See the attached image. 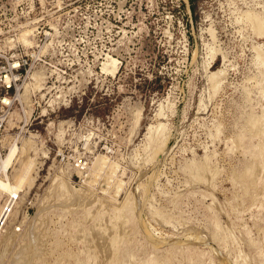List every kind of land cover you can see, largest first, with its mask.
<instances>
[{
	"label": "rangeland",
	"instance_id": "374dc122",
	"mask_svg": "<svg viewBox=\"0 0 264 264\" xmlns=\"http://www.w3.org/2000/svg\"><path fill=\"white\" fill-rule=\"evenodd\" d=\"M12 145L0 264H264V0H0Z\"/></svg>",
	"mask_w": 264,
	"mask_h": 264
},
{
	"label": "bare ground",
	"instance_id": "6f19581e",
	"mask_svg": "<svg viewBox=\"0 0 264 264\" xmlns=\"http://www.w3.org/2000/svg\"><path fill=\"white\" fill-rule=\"evenodd\" d=\"M260 19V18H259ZM260 25V24H259ZM114 61V60H113ZM16 64V63H15ZM115 66V65H114ZM112 68V67H111ZM113 70V69H112ZM25 95V94H24ZM29 100V99H28ZM4 102H9L10 99L8 100L7 97L4 98L3 100ZM29 102V101H28ZM14 145V142L12 143ZM13 145L9 148L8 152L4 155L2 154L1 157L4 155V157L1 159L0 157V171H4L6 170V168L8 167L10 161L13 159L12 156H14V151L16 150V145ZM11 164V163H10ZM11 166V165H10ZM9 166V167H10ZM7 171V170H6ZM2 173V172H1ZM4 174V172H3ZM1 175V174H0ZM7 175H4V178L2 176H0V189L4 190V192H8V195L11 196L10 201L13 200L14 196H17V192L19 190L20 187V183L22 182L21 179H18L17 183H11L10 181L7 180ZM23 178V177H21ZM10 202L6 203L3 207H1L0 209V232L2 230V227L6 221V218L10 212ZM96 224V223H95ZM93 227V226H92ZM93 229V228H92ZM109 230V229H108ZM114 230V229H113ZM111 231V230H110ZM99 232V231H98ZM113 232V231H112ZM98 234V233H97ZM100 239V238H99ZM98 241V240H97ZM110 242V241H109ZM99 244V243H98ZM108 246V245H106ZM105 246V247H106ZM118 251V250H117ZM106 254V253H105ZM18 260V259H17ZM16 262V261H15ZM18 262V261H17Z\"/></svg>",
	"mask_w": 264,
	"mask_h": 264
}]
</instances>
